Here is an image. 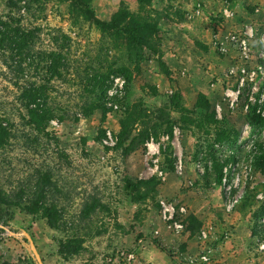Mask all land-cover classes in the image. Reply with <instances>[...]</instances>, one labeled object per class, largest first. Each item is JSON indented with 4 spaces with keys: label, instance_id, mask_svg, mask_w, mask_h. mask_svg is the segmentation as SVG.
I'll return each instance as SVG.
<instances>
[{
    "label": "rangeland",
    "instance_id": "1",
    "mask_svg": "<svg viewBox=\"0 0 264 264\" xmlns=\"http://www.w3.org/2000/svg\"><path fill=\"white\" fill-rule=\"evenodd\" d=\"M128 2L92 0L98 18L105 14L101 8L114 14L121 6L129 9ZM164 3L177 6L184 20L189 13L182 16L179 7L205 4L196 16L206 31L196 38L197 49L182 48V65L171 70L155 35L156 53L145 52L142 62L121 58L131 70L130 80L121 74L107 79L106 95L111 92L115 98L105 105L112 110H94L89 116L78 111L82 98L77 77L98 54L100 33L86 23L71 26L64 7L55 0H42L44 10L33 4L23 14L25 27L42 29L35 49H52L57 30L72 39V67L49 88L51 104L62 107L63 120H50L48 136L29 130L20 120L17 93L0 64V109L13 114L14 121V137L0 147V185L14 195L20 184L33 183L29 180L34 169L52 167L59 189L52 194L62 217L52 226L45 218L6 209L4 217L9 220L2 225L27 232L43 264H125L122 251L134 255L129 264H264V163L259 159L264 127L248 122L252 109L264 115V0ZM160 5L159 0H146L129 10L158 22L163 15L157 9ZM10 10L0 0V14ZM12 13L18 15L17 10ZM231 35L245 39V47L239 48ZM107 54L114 56L113 51ZM39 76L28 71L30 80ZM160 80L165 89L157 87ZM138 103L143 110L164 108L175 121L172 137L161 133L152 138L158 154L148 152L147 141L145 149L128 155L123 148L113 149L122 111ZM179 164L181 173L176 169ZM153 177L160 181L154 190L146 193L143 184L138 193L128 188ZM31 193L27 190L23 198L31 199ZM142 193L146 196L139 199ZM161 199L185 206L181 233L164 227ZM94 201L95 207L83 216L84 206ZM71 237L81 240L75 254L61 246ZM0 264L37 263L23 236L0 228Z\"/></svg>",
    "mask_w": 264,
    "mask_h": 264
},
{
    "label": "trees",
    "instance_id": "2",
    "mask_svg": "<svg viewBox=\"0 0 264 264\" xmlns=\"http://www.w3.org/2000/svg\"><path fill=\"white\" fill-rule=\"evenodd\" d=\"M64 7L71 26L86 23L94 27L100 33L98 54L85 63L83 74H78L77 84L81 90L82 102L77 105L78 111L89 116L94 110L108 111L106 101L115 98V95H106V81L111 74H121L127 80L131 78L129 67L120 63L125 57L130 62H142L145 52L156 53L157 45L155 33L158 22L140 13L131 12L128 7L121 6L109 19H100L96 16L92 0H55ZM140 5L146 0H136ZM6 8L11 9L7 13L0 14V64L8 73L9 82L15 88L16 102L18 104V116L20 120L40 135L48 136L49 122L53 118L63 120V109L59 105H52L50 89L52 81L62 79L69 72L70 43L71 38L62 30H57V35L51 39L54 47L50 50H37L36 35L42 29L39 26L28 28L24 26L23 14L32 9L33 4L42 8V0H3ZM17 10L18 15H13ZM139 11H141L139 7ZM35 40V41H34ZM61 41V43H59ZM113 51L114 56L109 57L108 52ZM102 54V55H100ZM32 65L34 67L32 68ZM33 69L38 79H28V71ZM52 90V89H51ZM92 99H91V98ZM52 103V104H51ZM122 111L117 143L113 149L123 148L124 155L136 150L145 149V142L164 133L172 137L175 121L164 108L157 111L139 108V105ZM12 115L6 110L0 109V147H5L14 137V125ZM248 122L258 127H264V115L252 109L248 115ZM102 135L105 130H101ZM101 145L102 142L96 139ZM259 159L264 163V148ZM221 168V167H220ZM33 181L30 185H22L14 195L0 185V224L7 225L4 210H20L41 218H45L49 224L55 226L62 221L57 200L53 192H58L54 169L52 167L34 169ZM220 176V175H219ZM220 180V177H219ZM144 186L147 193L160 185L156 178H149L136 184H129V190L139 192V186ZM31 191V199L23 198L26 191ZM10 192V191H9ZM146 193L139 194L143 199ZM94 201L89 206H84L82 215H87L91 207H95ZM69 254H75L81 248V240L71 237L61 241Z\"/></svg>",
    "mask_w": 264,
    "mask_h": 264
},
{
    "label": "crops",
    "instance_id": "3",
    "mask_svg": "<svg viewBox=\"0 0 264 264\" xmlns=\"http://www.w3.org/2000/svg\"><path fill=\"white\" fill-rule=\"evenodd\" d=\"M159 2L161 3V5L157 7V9H159L161 14L163 15L158 21L157 32L155 35L158 38V47L163 55V58H167L166 64L171 69L173 66L179 67L182 65V61L180 60V58H182L183 56L181 52L182 48L186 50L188 46L190 48L194 47L197 49L196 38L204 37V33L206 31H203L204 29H202L196 22V16L200 14L197 15L195 14V12L199 10L201 13L202 8L205 6V4L199 3L196 5L193 3H189L179 7L183 10L182 16L184 14V11L186 10L189 13L188 20H184L183 17L178 16L179 11L177 10V6L167 5L166 3L162 4V0H159ZM128 3L130 10H135L137 8L136 0H129ZM101 10L105 11V14H101V19H109L113 15L112 11L109 13L107 9L101 8ZM174 51L176 52V54L174 53ZM161 82L162 80H160L159 83H156L159 89L162 87ZM162 89H165V87H162ZM169 190H172V187H169Z\"/></svg>",
    "mask_w": 264,
    "mask_h": 264
},
{
    "label": "built area",
    "instance_id": "4",
    "mask_svg": "<svg viewBox=\"0 0 264 264\" xmlns=\"http://www.w3.org/2000/svg\"><path fill=\"white\" fill-rule=\"evenodd\" d=\"M226 15H228L227 10H225ZM195 14H200V11L197 10ZM230 40L234 42L239 48L245 47L246 41L245 39H239L238 37L231 35ZM114 80H121V84L123 83V80L121 78H114ZM238 92V90H237ZM111 95L113 93L110 92ZM109 106H112V104L109 103ZM114 108H116L115 105H113ZM261 114V113H260ZM263 115V114H261ZM108 136L109 133H108ZM146 148L149 153L151 154H158V145L153 141L151 138L146 142ZM181 164L176 166L177 172L181 173ZM227 171V168H224V172ZM159 174L162 176V172L159 171ZM226 176L223 177V182H226ZM186 208L184 205H180L178 203H175L173 201H167L165 199H161L159 201V214L160 219L164 225V227L169 230L170 232L174 234L181 233L185 228V218H186ZM121 255H123L124 263L129 264L131 260H133L134 255L132 253H126L124 251L121 252Z\"/></svg>",
    "mask_w": 264,
    "mask_h": 264
},
{
    "label": "water",
    "instance_id": "5",
    "mask_svg": "<svg viewBox=\"0 0 264 264\" xmlns=\"http://www.w3.org/2000/svg\"><path fill=\"white\" fill-rule=\"evenodd\" d=\"M0 228H3L5 229L8 233H10L11 235L15 236V237H21L23 236L27 242H28V245L30 247V250L32 252V255L36 261L37 264H43L42 260H41V257L35 247V244H34V241L33 239L30 237V235L25 232V231H22L21 233H18V232H15V231H11L9 228L3 226L2 224H0Z\"/></svg>",
    "mask_w": 264,
    "mask_h": 264
}]
</instances>
